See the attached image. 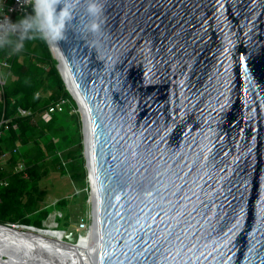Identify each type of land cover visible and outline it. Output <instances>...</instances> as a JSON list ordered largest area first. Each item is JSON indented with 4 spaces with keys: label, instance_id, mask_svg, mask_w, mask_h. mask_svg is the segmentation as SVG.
Wrapping results in <instances>:
<instances>
[{
    "label": "water",
    "instance_id": "water-1",
    "mask_svg": "<svg viewBox=\"0 0 264 264\" xmlns=\"http://www.w3.org/2000/svg\"><path fill=\"white\" fill-rule=\"evenodd\" d=\"M106 17L100 59L59 44L82 104L49 47L96 192L88 264H264V0H106Z\"/></svg>",
    "mask_w": 264,
    "mask_h": 264
},
{
    "label": "trees",
    "instance_id": "trees-1",
    "mask_svg": "<svg viewBox=\"0 0 264 264\" xmlns=\"http://www.w3.org/2000/svg\"><path fill=\"white\" fill-rule=\"evenodd\" d=\"M30 14H33L32 8ZM2 60H7L10 68H1L6 85L0 116L4 114L10 122L0 138V179L9 182L7 187H0V224L44 229L43 223L51 212L43 207L48 190L42 189L40 182L50 171L69 175L74 183L89 189L82 155L81 119L79 114L72 113L78 106L61 78L57 60L45 43L32 42L25 51L15 55L0 50ZM63 100V111L55 113L52 120L45 123L42 113ZM19 109L32 114L22 117ZM15 149L19 151L14 153ZM7 152L12 155L5 164L1 156ZM20 162L26 164V169L15 172ZM66 201L63 199L59 204L64 205ZM14 228L45 234V229Z\"/></svg>",
    "mask_w": 264,
    "mask_h": 264
},
{
    "label": "clouds",
    "instance_id": "clouds-1",
    "mask_svg": "<svg viewBox=\"0 0 264 264\" xmlns=\"http://www.w3.org/2000/svg\"><path fill=\"white\" fill-rule=\"evenodd\" d=\"M21 2L23 6L31 7L33 14L26 15L16 23L11 22L7 16L0 19V50L15 55L25 51L30 43L37 41L60 49V42H68L71 33L83 39L90 49H95L100 59V51L107 36L106 0Z\"/></svg>",
    "mask_w": 264,
    "mask_h": 264
},
{
    "label": "rangeland",
    "instance_id": "rangeland-1",
    "mask_svg": "<svg viewBox=\"0 0 264 264\" xmlns=\"http://www.w3.org/2000/svg\"><path fill=\"white\" fill-rule=\"evenodd\" d=\"M72 113L80 115L81 131L84 140L80 111L77 109V111H73ZM84 152L85 150L83 149V156ZM88 175L87 172L86 184L89 186L88 190L83 184L74 183L69 175L63 176L59 171L55 170L50 171L49 175L40 182L41 188L48 190V196L43 207L48 208L51 212L48 219L43 223L45 234L42 235L54 240L67 242L65 236L71 232H75L77 235H85L89 232L93 222V204L91 202V188ZM63 199L67 200L66 204L60 205L59 202ZM81 224L85 228H81Z\"/></svg>",
    "mask_w": 264,
    "mask_h": 264
},
{
    "label": "bare ground",
    "instance_id": "bare-ground-1",
    "mask_svg": "<svg viewBox=\"0 0 264 264\" xmlns=\"http://www.w3.org/2000/svg\"><path fill=\"white\" fill-rule=\"evenodd\" d=\"M53 51L54 54L57 57H59L61 60V70L63 72L65 79L68 82L70 89L82 104L83 103L82 99H80V95L75 86V83L73 82L72 77L69 74L65 61L61 55L60 49L53 47ZM93 178L94 177L92 175V181L94 180ZM91 202H94V204L96 203L95 191L93 192V197L91 199ZM11 228L13 231H10L9 229H0V254L9 256L11 259L10 261L11 263L16 261V254L17 252L20 253L21 251H23L24 254L29 257L31 252H33L34 250H43L44 253L47 254L60 255L64 259L70 258L71 264L74 263L79 264L78 263L79 257L82 258V260H85L86 264H88V258H90L92 254L93 256L95 255V253H93L95 251V245L92 240V235L90 234V232H87L88 234L85 235L83 234L79 235L80 240L79 242H77L78 245H76L75 249L69 250V247H71L72 245H70L68 242L54 240L52 238L46 237L45 235L35 233L32 231L19 230L14 227ZM14 230L17 232L27 233V236L31 237L34 243L31 241V239L26 240L24 238H21V236L17 235ZM56 242L59 245H57ZM13 257L15 258L13 259ZM3 259L7 260L8 258L3 257Z\"/></svg>",
    "mask_w": 264,
    "mask_h": 264
},
{
    "label": "built area",
    "instance_id": "built-area-1",
    "mask_svg": "<svg viewBox=\"0 0 264 264\" xmlns=\"http://www.w3.org/2000/svg\"><path fill=\"white\" fill-rule=\"evenodd\" d=\"M31 7L28 6H23L21 0H0V19H3L5 16H7L11 22L16 23L22 17H25L26 15L29 14ZM10 68V64L7 60H2L0 61V105L5 103V85L6 81L3 79L2 74H1V68ZM65 101H61L57 104H52L47 110H45L41 118L45 123H49L53 115L57 112H62L64 109ZM19 113L22 117H29L31 116L32 112L19 109ZM10 120L5 117L3 114L0 116V138L3 134V130L6 128L8 129V124ZM19 149H15L14 153H17ZM12 153H5L1 156V160L6 164V162L10 159ZM26 169V164L24 162H20L15 169V172H22ZM9 185V182L7 179H0V187H7ZM14 225V224H12ZM81 228H85V226H82ZM16 226H21L22 225H16ZM28 227V226H27ZM35 228L34 226H31ZM37 229V228H35ZM88 234V233H87Z\"/></svg>",
    "mask_w": 264,
    "mask_h": 264
}]
</instances>
